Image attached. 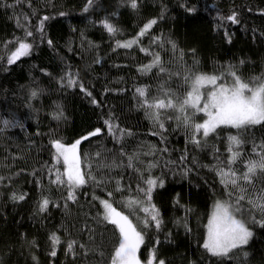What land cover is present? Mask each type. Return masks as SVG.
Masks as SVG:
<instances>
[{"label": "trees", "instance_id": "16d2710c", "mask_svg": "<svg viewBox=\"0 0 264 264\" xmlns=\"http://www.w3.org/2000/svg\"><path fill=\"white\" fill-rule=\"evenodd\" d=\"M86 3L0 0V264H110L119 232L111 223L100 222L101 199L129 215L143 232L138 256L145 264L153 250L157 261L163 259L165 264H239L202 247L214 202L228 199L221 177L204 165L216 164L213 145L226 161L228 134L237 130L222 125L210 133L207 147L194 148L176 119H166L165 129L153 126L138 105L143 98L136 89L147 85L145 95L151 99L164 80L174 90L172 95H183L189 87L185 73L194 72L216 74L221 76L219 83L225 78L230 83L229 65L245 81L257 82L252 77L264 74V0H138V9L121 0H95L85 11ZM232 12L235 21L227 19ZM105 18L119 31L109 33L100 23ZM152 18L156 23L138 36ZM25 26L34 40L25 35ZM19 39L33 43V49L9 65L7 57ZM133 39L131 47L124 46ZM157 53L161 63L142 71L140 66L149 64ZM161 66L169 71L160 73ZM65 72L78 75L74 87L60 82ZM33 89L38 90L36 96L31 94ZM93 98L96 104L91 103ZM58 104L63 109L60 119L53 115ZM166 111L173 117L177 114ZM202 117L203 113H197L198 120ZM107 119L113 122V132L108 131ZM96 127L102 131L79 145L82 171L91 170L96 182L86 177L88 182L77 190L76 201L69 200L65 209L66 188L52 183L56 172H49L53 167L63 171L62 164L52 158L50 140L72 143ZM242 134L247 142L241 158L254 156L252 142L264 141V126L255 125ZM186 148V159L181 161ZM129 155L135 156L131 166ZM234 167L242 169L243 164L238 160ZM183 168L192 170L185 174ZM149 174L164 180L152 198L160 213L159 229L154 222L145 226L143 220L150 216L128 199L136 194L138 183L144 186L141 176ZM262 181L264 177L258 178L255 186ZM13 192L24 199L13 200ZM45 196L50 202L40 211ZM241 204L247 207L246 200ZM252 214L261 216L255 210ZM243 219L253 230L245 246L250 262L264 264V226L253 223L248 211H243ZM52 232L60 237L56 256L50 254ZM70 239L77 241L76 255L66 252ZM80 243L88 245L87 254Z\"/></svg>", "mask_w": 264, "mask_h": 264}, {"label": "snow or ice", "instance_id": "6c2138e0", "mask_svg": "<svg viewBox=\"0 0 264 264\" xmlns=\"http://www.w3.org/2000/svg\"><path fill=\"white\" fill-rule=\"evenodd\" d=\"M20 0H14V3H18ZM122 3L130 4L132 9H138V0H121ZM95 3V0H87L85 5V11L87 8ZM7 6V5H6ZM189 11H192L189 8ZM63 13H61L62 15ZM116 13H113L115 15ZM162 18V17H161ZM236 13L232 12L227 17L228 20L235 21ZM27 19V16H25ZM47 19V17H44ZM109 33H115L119 31L117 27L111 23L107 18L100 21ZM156 23V18L149 19L141 28L138 36H143L145 31L153 24ZM43 20L39 24V30L41 32V38H43ZM25 35L33 37V32L27 29L25 26ZM35 37H33V40ZM136 40L133 39L129 42H124L125 47H131L132 43ZM49 46H53V41L48 39ZM122 43L117 41V44ZM173 48L176 47L174 42H171ZM33 49V43L27 42L26 39H19L18 46L7 58V64H12L22 56H27L30 50ZM142 51H148L142 49ZM191 51H195L192 49ZM161 63L160 55L157 53L154 59L147 65H141L142 71H150L153 65ZM243 63V61H241ZM42 72H47L46 68L41 69ZM167 70L163 66L159 68L160 73H164ZM179 75V73H176ZM191 75V79H189ZM227 75L230 76L231 82L217 83L221 79V76L216 74H207L203 72L185 73V83L189 86L183 95L171 93L174 90L166 86V81L161 80L159 82L158 93L151 99L146 97L145 91L148 87H138L136 91L139 93L142 100H138V105L145 110V116L152 122L153 126L158 129H165V120H177V127H183L185 131L186 141H190L194 148L203 149L208 146V138L210 133H216L217 129L222 125H228L237 130L235 134L229 133L227 138L226 151L230 153L227 156L226 161L221 159L217 153L219 149L213 145V158L216 161L215 165H204L210 167L216 171L217 175L221 177V183L225 185L228 193L227 200H216L214 202L213 211L208 217L206 224V236L203 240L202 247L213 256L220 258H232L237 259L239 264H251L249 257L250 251L245 246L249 245V242L253 236V230L248 226L247 222L243 219V211H248L253 223H258L264 226V181L261 182L257 188L255 182L258 178L264 177V141H261L259 145L253 141L252 152L254 156L248 158H241L242 146L247 142L243 138V132L254 127L255 125L264 126V74L261 76L252 77V81H245L235 70L229 65ZM65 77H67L65 79ZM60 82L66 87H74L78 75H73L65 72L64 76H61ZM171 79V74L169 75ZM204 85H212L211 90L202 91ZM83 89V84H80ZM163 94L161 97L160 94ZM32 96L38 94L37 89L32 90ZM91 96V93H88ZM203 98V100H202ZM91 103L96 104L97 100L93 98ZM58 111L53 113L56 119H60L63 116V109L60 105H57ZM165 110V111H161ZM166 110H175L177 113L175 117L167 115ZM197 113H203L204 117L197 119ZM105 124L108 125V131L113 132V122L111 119L105 120ZM222 130V129H221ZM102 129L100 127L94 128L92 131H88L85 135L76 138L72 143H63L62 138H52L50 144L55 149L53 153V160L59 163L62 160L63 171L61 173L60 168H50L49 172L53 170L56 172L55 180L52 183L58 186L63 185L66 188L67 195L64 197L65 209L68 208V201H76L77 190L88 182L86 177L96 182V177L92 175L91 170L88 172L82 171V156L79 150L81 141L87 137L94 136L100 133ZM121 134L124 130L121 129ZM131 135V130H127ZM153 134H157L154 132ZM162 138H164L163 132H159ZM218 134V133H217ZM87 156V154H84ZM100 155L99 152L96 153ZM187 156V148L184 154L181 155L180 160L183 161ZM135 159L134 155H129V166L132 165ZM195 160V157H193ZM240 160L243 164L242 169H237L234 165ZM152 166V162H149V167ZM91 169V164H89ZM140 171V169H137ZM190 168H183L181 171L185 174L191 171ZM66 177V179L64 178ZM2 179V178H0ZM143 185L137 184L136 194L130 196L128 199L131 203L138 205L142 208L144 213L150 216L145 217L143 223L145 226H149L151 222H154L157 229L161 226V218L159 209L156 204L152 202L153 190L159 186H163V178H157L151 174L147 177L141 176ZM121 185L117 183V188ZM252 189L249 191V189ZM112 195L111 192L108 193ZM13 200H23L24 195H18L16 192L12 193ZM247 201V207L241 204V201ZM49 198L43 197L39 203V210L44 211L49 205ZM103 212H98V217H103L100 220L101 223L109 222L118 229V245L115 246L114 252L110 257V264H142L140 257L137 255V251L140 245L144 242V234L141 230H138L137 226L123 211L117 210L113 207L112 203L107 199H102ZM252 210L260 212V218H257L252 214ZM239 211L241 214L237 216L234 214ZM91 231V230H90ZM51 239V255L56 256V246L60 243V237L52 232ZM89 239H92L90 235ZM34 243V241H33ZM77 244L75 239L67 241L66 252H70L76 255L74 245ZM79 247L84 250L85 254L89 251L88 245L80 243ZM101 251V255H102ZM33 259H36L34 256ZM165 264L163 259L157 261L156 252L153 250L149 253L146 264Z\"/></svg>", "mask_w": 264, "mask_h": 264}, {"label": "rangeland", "instance_id": "374dc122", "mask_svg": "<svg viewBox=\"0 0 264 264\" xmlns=\"http://www.w3.org/2000/svg\"><path fill=\"white\" fill-rule=\"evenodd\" d=\"M17 46H18V44L16 45V47H17ZM16 47H15V48H16ZM14 50H15V49H14ZM14 50H13V51H14ZM10 54H11V53H10ZM10 54H9V55H10ZM9 55H8V56H9ZM7 58H8V57H7ZM20 58H21V57H20ZM14 62H15V61H14ZM217 83L219 84V81H217ZM211 88H212V85H204L202 91H205V92H206L207 90H211ZM202 100H203V98H202ZM226 126H228V125H226ZM54 152H55V149L53 148V153H54ZM60 163L62 164V160L60 161ZM62 166H63V164H62ZM81 168H82V167H81ZM64 178L66 179V177H64ZM101 200H102V199H101ZM101 200H100V204H101ZM101 207H102V210L104 211V209H103V205H102V204H101ZM212 211H213V207H212L211 212H212ZM210 214H211V213H210ZM206 224H207V223H206ZM206 231H207V230H206ZM138 250H139V249H138ZM137 255H138V251H137ZM142 264H145V263L142 262ZM154 264H157V263H154Z\"/></svg>", "mask_w": 264, "mask_h": 264}]
</instances>
